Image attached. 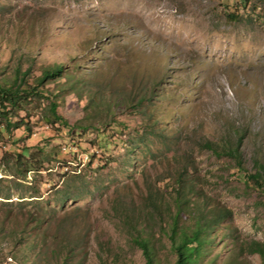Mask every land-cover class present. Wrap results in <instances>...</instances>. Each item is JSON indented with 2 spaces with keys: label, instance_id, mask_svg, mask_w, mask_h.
Returning <instances> with one entry per match:
<instances>
[{
  "label": "rangeland",
  "instance_id": "obj_1",
  "mask_svg": "<svg viewBox=\"0 0 264 264\" xmlns=\"http://www.w3.org/2000/svg\"><path fill=\"white\" fill-rule=\"evenodd\" d=\"M48 64L62 76L37 85ZM16 66L44 92L13 111L19 128L0 116V228L23 232H0V264H144L112 202H139L180 165L198 201L230 210L202 264H261L244 248L264 242V196L245 177L264 166V0H0L1 85ZM240 138V164L203 147ZM75 234L67 258L56 243Z\"/></svg>",
  "mask_w": 264,
  "mask_h": 264
},
{
  "label": "trees",
  "instance_id": "obj_2",
  "mask_svg": "<svg viewBox=\"0 0 264 264\" xmlns=\"http://www.w3.org/2000/svg\"><path fill=\"white\" fill-rule=\"evenodd\" d=\"M63 70L64 68L60 64L46 65L41 69V74L37 76L36 84L42 85L57 80L62 76ZM27 73L26 70L21 71L20 66H16L13 71V78L10 81L7 80L8 82L3 81V84L6 85L0 84V116L6 120V124L1 127L5 128V130L10 127H13V129L19 128L20 124L25 122L23 118L20 119V123L11 120L12 116L15 117L13 111L20 108L25 97L41 95L44 92H38L36 84L27 85L22 80ZM22 84L27 86L28 89L22 88ZM56 108L57 103L52 100L50 103V115L58 121L61 116L57 114ZM240 140L241 138L229 150H224L223 145L210 140L205 141L203 147L211 150L217 156L223 153L229 154L240 164L242 159L239 151ZM27 153L28 148L23 147L22 151L17 152L16 156L20 158L21 156H26ZM262 168L247 174L245 177L249 183L260 189L264 196V175H262L264 174V166ZM189 172L187 166L180 165L175 172H171V174L161 178H155V181L146 182L145 195L140 198L139 202H136L130 194H127L125 199L122 200L115 197L112 202L113 211L125 227L131 243L141 250L145 260L144 264L160 263L156 243L162 241V236L169 239L170 250L175 255L173 264H202L207 253L212 250L216 234L215 229L220 225L222 218L230 215V210L223 206L207 205L197 200L199 198L194 190L195 182L190 179L191 174ZM166 179H168L167 182H165ZM161 182L173 192L166 194V189L161 187ZM62 219H65V217ZM65 221H68V218ZM57 228L65 231L62 232L63 234H69V230H64L69 227L63 228L61 223H59ZM0 232L5 233L3 236L14 240L16 236L23 234V232L19 233L15 228L5 232L4 223L0 228ZM62 238L56 244L61 249L67 248L69 251L67 258H69L75 253L74 251L78 244L76 240L78 238L76 234L73 240L70 237L67 240L64 237ZM43 239H45V235H43ZM53 239H57V236H54ZM244 249L248 252L257 253L261 259V264H264V242L249 241ZM59 252L60 249L55 248L53 244V257L57 258ZM11 255L21 263L26 260V257L25 260L18 258L15 253ZM216 257L217 254H214L205 264H212L216 261ZM50 259L51 256H44L40 264H47ZM235 262L236 260L234 259L228 263L232 264Z\"/></svg>",
  "mask_w": 264,
  "mask_h": 264
}]
</instances>
